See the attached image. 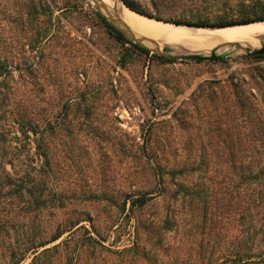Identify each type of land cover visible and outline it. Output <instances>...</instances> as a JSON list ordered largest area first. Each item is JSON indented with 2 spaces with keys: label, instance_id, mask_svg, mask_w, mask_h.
I'll return each instance as SVG.
<instances>
[{
  "label": "rangeland",
  "instance_id": "374dc122",
  "mask_svg": "<svg viewBox=\"0 0 264 264\" xmlns=\"http://www.w3.org/2000/svg\"><path fill=\"white\" fill-rule=\"evenodd\" d=\"M123 1L186 21L197 15V9L182 3ZM96 13L93 0H0V48L11 51L18 66L14 103L48 121L50 159L49 197L42 209L13 221L17 231L12 228L11 239L1 230L0 263H8L11 243H38L64 230L40 250L50 252L36 261L30 253L22 264H68L70 259L73 264H130L115 252L132 247L135 221L162 222L172 213L179 219L164 243L183 264H192L190 255L200 251L202 240L220 243L221 252L253 241L264 253V203L257 201L254 177L246 194L240 187L241 161L255 154L239 148L244 141L250 146L264 142L257 124L239 115L253 117L258 109L264 112V104L252 101L241 109L236 94L239 78L246 80L244 88L261 94L264 84L250 76L254 68H264V59L225 47L221 53L231 52L225 62H166L117 41ZM216 16L232 17L222 7L200 9L203 19ZM246 39L239 43L256 40ZM202 45H179L173 52L216 47ZM148 143L167 159L194 163L197 170L177 199L162 195L132 212L128 197L150 189L144 177L135 176V146ZM200 192L209 202L205 206ZM8 210L0 208L3 214ZM249 262L264 264V254L258 252ZM137 264L145 263L140 259Z\"/></svg>",
  "mask_w": 264,
  "mask_h": 264
},
{
  "label": "trees",
  "instance_id": "16d2710c",
  "mask_svg": "<svg viewBox=\"0 0 264 264\" xmlns=\"http://www.w3.org/2000/svg\"><path fill=\"white\" fill-rule=\"evenodd\" d=\"M165 1L189 5L197 9V15L193 16L191 21H186L185 19L161 16L158 10L156 11L157 13H151L128 2L126 4L144 16L179 25L225 28L264 22V0ZM217 7L224 8L225 12L231 13L232 17L216 16L205 19L200 17V9H213ZM96 16L117 41L122 44H129L135 50L145 55H150V51L147 48L145 49L129 41L119 30L110 25L106 19L97 13ZM152 57L166 62H175L157 55H153ZM249 57L252 59H264V55H251ZM225 60V58H217L213 60H196V62H225ZM15 61L11 51L8 52L0 48V208L10 209L6 214L0 211V232L1 230H5L6 236L10 239L12 238V228L17 229L13 221L18 220L20 217L26 218L31 209H42L40 206L46 203L49 197V193L46 192L49 187L50 172L49 147L47 142L49 134L48 121L37 118L36 115L26 108L21 109L14 103L15 82L13 73L18 68ZM250 78L256 81L257 85L264 84V68H254ZM245 85H247L246 80L239 78L236 94L242 105L241 109H245L246 104L250 106L252 101L258 102L260 103L259 106H262L264 104V88L260 89L261 94L258 95L251 90L252 87L244 88ZM239 115L244 119L243 121L255 122L257 124V133L262 140L264 138L263 110L258 109L256 113L252 114L253 117H251V114L248 115L243 112ZM135 147L139 155L135 176L136 178L144 177L150 189L140 191L128 197V199L132 198V212L134 208L138 210L143 209V207H146L159 196L171 195V197L177 199V195L180 192L188 191L187 181L189 175H191V172L197 170L194 169V163L167 159L164 156V152L159 150L160 148L149 143L144 146L136 144ZM229 148L231 147L228 146ZM239 148L243 154L247 152L255 154V159H244L241 161L243 176L240 187L243 193L246 194L252 187L250 178L254 177L257 190H259L257 201L262 204L264 203V142H258L250 146L247 144V141H244ZM33 149H35L34 152L32 151ZM202 192H200L199 196L201 203L205 206L209 202L206 201V197H204L205 195ZM62 206L63 203L59 205V208ZM22 210L26 211L21 214ZM178 219L179 217L175 213L164 217V221L162 222L154 221L147 224V222L137 219L134 225L135 241L132 247L115 253L121 254L130 264H137L140 259L144 260L145 264H183L184 261H180L178 257L168 254L169 250L165 247L164 243V238L173 230L174 222ZM69 228L71 231L75 226ZM65 233L66 231L64 230L59 231L50 239L38 243L34 240L23 244L17 243L16 245L11 243L7 249L9 261L4 264H22L30 253L35 255L34 260L36 261L40 255H44L52 250L45 249L40 252L41 248L59 240ZM152 236L154 237L152 238ZM106 240V237H102V241ZM95 243L101 249H107L100 242L95 241ZM201 243L203 244L199 247L200 251L196 252L195 255H190L192 264H246L258 252H260V255L264 254L259 246L254 247V242L250 243L248 240H242L232 250L228 248L227 252L220 251L223 248L220 243L218 245L217 242L212 243L210 240H202ZM223 244L228 245L225 242ZM56 249L57 247H54V250ZM209 249L210 254L207 255L206 251ZM73 263L70 259L68 264ZM78 263L79 260L76 261V264Z\"/></svg>",
  "mask_w": 264,
  "mask_h": 264
},
{
  "label": "bare ground",
  "instance_id": "6f19581e",
  "mask_svg": "<svg viewBox=\"0 0 264 264\" xmlns=\"http://www.w3.org/2000/svg\"><path fill=\"white\" fill-rule=\"evenodd\" d=\"M116 17H118L133 33L134 36L155 38L156 41L168 44L182 45H222L239 43L242 39H256L247 45L258 47L257 38L264 34V22L251 23L249 25H237L219 29L196 28L189 26H177L166 24L154 19L141 16L129 10L119 0H101ZM247 40V39H246ZM245 40V41H246ZM250 41V40H249ZM242 42V41H241ZM203 46V45H202ZM203 51L205 49H186L185 51ZM208 51V50H207Z\"/></svg>",
  "mask_w": 264,
  "mask_h": 264
},
{
  "label": "water",
  "instance_id": "95a60500",
  "mask_svg": "<svg viewBox=\"0 0 264 264\" xmlns=\"http://www.w3.org/2000/svg\"><path fill=\"white\" fill-rule=\"evenodd\" d=\"M93 1L97 4L99 15L101 17H103L104 19H106V21H108V23L110 25H112L117 30H119L124 35V37L126 39H128L129 41H131L137 45H140L141 47H144L145 49L147 48V50H149L153 54H156L159 57H165V58H168L171 60H182V61L183 60H192V61L213 60V59H217V58H226L231 54L230 51H225L223 53L220 52L222 49H225V47H227L229 49L236 48L239 51H244L249 56H251V55H259V56L264 55V34L256 37L260 41L259 47H253V46L243 44V43H228V44L218 45L215 48L208 50L206 52L191 51V53H187V54L185 52L175 53V52H173V50L179 48V45L171 46L168 44H164L161 46L157 41L150 40V39H147L144 37L140 38V39H136L135 36L133 35L132 31L118 17H116L114 15V13L105 4L102 3L101 0H93ZM119 1H121V3L123 2V5L126 6V4L124 3L123 0H119ZM126 7L129 10L133 11L128 6H126ZM133 12H135V11H133ZM135 13H137L141 16H144L138 12H135ZM144 17H146V16H144ZM147 18L153 19L150 17H147ZM154 20H156V19H154ZM157 21H160V20H157ZM160 22H162V21H160ZM164 23L167 24L169 22H164ZM174 25L180 26L179 24H174ZM187 26L196 27V26H190V25H187ZM198 28H206V27H198ZM208 29H214V28H208ZM216 29H219V28H216ZM182 53H185V54H182Z\"/></svg>",
  "mask_w": 264,
  "mask_h": 264
}]
</instances>
